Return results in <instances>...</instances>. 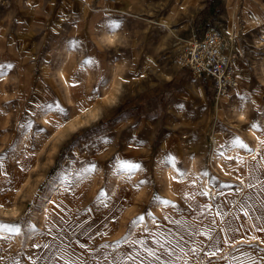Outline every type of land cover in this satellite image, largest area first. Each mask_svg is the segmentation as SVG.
<instances>
[{"label": "rangeland", "instance_id": "obj_1", "mask_svg": "<svg viewBox=\"0 0 264 264\" xmlns=\"http://www.w3.org/2000/svg\"><path fill=\"white\" fill-rule=\"evenodd\" d=\"M186 2L0 0V264H264V177L238 168L264 136V0ZM209 27L220 99L178 64Z\"/></svg>", "mask_w": 264, "mask_h": 264}, {"label": "built area", "instance_id": "obj_2", "mask_svg": "<svg viewBox=\"0 0 264 264\" xmlns=\"http://www.w3.org/2000/svg\"><path fill=\"white\" fill-rule=\"evenodd\" d=\"M223 48V36L209 27L200 38L188 41L178 61L179 66L190 70L194 76L211 81L217 99L226 97L235 82Z\"/></svg>", "mask_w": 264, "mask_h": 264}, {"label": "bare ground", "instance_id": "obj_3", "mask_svg": "<svg viewBox=\"0 0 264 264\" xmlns=\"http://www.w3.org/2000/svg\"><path fill=\"white\" fill-rule=\"evenodd\" d=\"M190 3H194V4H201V0H187L186 3H183V9L184 10H187V4H190ZM179 8V5H178V2L175 3L174 7H173V10L176 11L178 10ZM181 8V9H182ZM108 39L112 40V36H108L107 37ZM63 76V73L60 72V77ZM220 99V98H219ZM244 111L240 112L239 113V116L242 117L244 115ZM253 114V113H252ZM262 114V113H261ZM260 115V114H259ZM256 116V115H255ZM254 116V117H255ZM263 117V116H262ZM244 119V116L242 117ZM253 118V117H252ZM261 118V116H260ZM249 119V118H247ZM251 120V118H250ZM248 120V121H250ZM264 120V119H263ZM262 120V121H263ZM247 121V122H248ZM255 121H253L254 123ZM255 124V123H254ZM264 126V125H263ZM255 128V127H254ZM251 129V128H250ZM249 129V131H250ZM256 129V128H255ZM254 129V130H255ZM264 129V128H263ZM253 130V129H252ZM258 130V129H257ZM261 130V129H260ZM256 131V130H255ZM256 132H260V131H256ZM254 131L251 132L250 134V138L252 139V150L251 152L249 153H245V156H239V164H238V168L240 169V171L243 172V178H242V183L244 185V188L245 190H247V188H253L251 187V185L253 184H256L257 182H259L261 179H263L264 177V136H263V133L260 134V133H256ZM264 132V131H263ZM247 136V135H246ZM248 137V136H247ZM246 138V137H245ZM249 139V138H248ZM247 139V140H248ZM250 139V140H251ZM250 142V141H249ZM248 143V142H247ZM250 144V143H249ZM229 155V154H228ZM236 155V153H235ZM250 155V156H249ZM234 158V157H233ZM236 159V158H235ZM164 160H162L163 162ZM233 161V160H232ZM161 162V163H162ZM219 162L220 166L222 169H224L223 167V164L221 161H217ZM231 163V162H230ZM162 169L164 168V176L166 178V183H165V186H169V182L170 180L172 179V174H173V170L174 169H171V168H168L167 166H163V164L161 166ZM197 163L195 160L190 159V161L188 162V171H192V170H197ZM157 169V168H156ZM158 170V169H157ZM225 170V169H224ZM160 171V170H159ZM173 171V172H172ZM158 171H156L157 173ZM232 172V171H231ZM172 173V174H171ZM175 173V172H174ZM233 173V172H232ZM236 173V172H235ZM116 174V173H115ZM158 174H161V173H158ZM174 175V174H173ZM235 175V174H234ZM237 175V174H236ZM163 176V177H164ZM160 177V176H159ZM158 177V178H159ZM112 178V177H111ZM239 178H240V175H239ZM113 181V179H112ZM114 184H112L114 187L112 188L113 189V192H114V195H112V210L113 211H117L119 209H121L123 207V205L125 204V198L127 196V188H126V184H125V181H124V178L121 177V174L119 175H116L114 177ZM164 183V181H162ZM260 183V182H259ZM129 185V184H128ZM263 187V184L261 186H258L257 188L258 189H262ZM207 188V187H206ZM169 189V188H168ZM171 191V190H170ZM261 191H264L261 190ZM259 191V192H261ZM168 192V191H167ZM51 193V192H50ZM173 192H171V195H172ZM135 195V194H134ZM178 195V194H177ZM47 196V195H46ZM174 196V195H172ZM48 197H52V196H48ZM47 198V197H46ZM181 198V197H180ZM183 199V198H181ZM246 200V199H245ZM256 201H258V199L256 198ZM186 203V202H185ZM258 203V202H257ZM256 203V204H257ZM49 204H50V199L46 200L43 205H42V210L46 211L48 210V207H49ZM187 204V203H186ZM255 205V204H254ZM256 207V206H255ZM252 213V212H251ZM168 217V216H167ZM261 219L263 217H260ZM264 220V219H263ZM262 220V222H263ZM259 221V220H258ZM191 222H192V225H189L187 226L186 228H184L182 230V232H180L179 234H189L190 231H193L195 230L196 226H195V223L196 221L194 220V218L191 219ZM254 224L255 226L258 224L257 221H254ZM200 227V226H199ZM260 228H262L260 226ZM260 231V230H259ZM263 233V232H262ZM178 234V235H179ZM110 235V234H109ZM111 236V235H110ZM132 236V235H131ZM187 237V235H186ZM241 241V240H239Z\"/></svg>", "mask_w": 264, "mask_h": 264}, {"label": "snow or ice", "instance_id": "obj_4", "mask_svg": "<svg viewBox=\"0 0 264 264\" xmlns=\"http://www.w3.org/2000/svg\"><path fill=\"white\" fill-rule=\"evenodd\" d=\"M60 111L63 112V109H60ZM124 166L129 167V168L138 167L137 165H124ZM0 228H3V229L8 230V231H18V229H10L6 225H0Z\"/></svg>", "mask_w": 264, "mask_h": 264}, {"label": "trees", "instance_id": "obj_5", "mask_svg": "<svg viewBox=\"0 0 264 264\" xmlns=\"http://www.w3.org/2000/svg\"><path fill=\"white\" fill-rule=\"evenodd\" d=\"M202 33H203V32H202ZM202 33H200V34H197L199 38L202 36Z\"/></svg>", "mask_w": 264, "mask_h": 264}, {"label": "crops", "instance_id": "obj_6", "mask_svg": "<svg viewBox=\"0 0 264 264\" xmlns=\"http://www.w3.org/2000/svg\"><path fill=\"white\" fill-rule=\"evenodd\" d=\"M9 3H10V0H9ZM187 218H192V217L188 216ZM193 218H194V217H193Z\"/></svg>", "mask_w": 264, "mask_h": 264}]
</instances>
